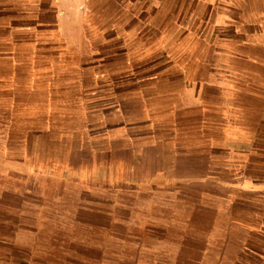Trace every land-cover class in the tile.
<instances>
[{"label":"crops","instance_id":"obj_1","mask_svg":"<svg viewBox=\"0 0 264 264\" xmlns=\"http://www.w3.org/2000/svg\"><path fill=\"white\" fill-rule=\"evenodd\" d=\"M20 34L44 54L74 46L97 86L107 77L123 112L105 139L109 186L121 171L161 210L196 189L213 215L185 224L203 234L194 264H264V0H0L8 58Z\"/></svg>","mask_w":264,"mask_h":264},{"label":"rangeland","instance_id":"obj_2","mask_svg":"<svg viewBox=\"0 0 264 264\" xmlns=\"http://www.w3.org/2000/svg\"><path fill=\"white\" fill-rule=\"evenodd\" d=\"M98 18L93 23L100 31ZM18 40L12 59L5 54L11 45H0V264H194L202 259V230L185 224L213 210L198 200L196 189L182 188L171 208L161 210L153 196L123 183L121 171L113 186L106 182L105 139L122 123L123 112L111 105L107 77L100 75L98 86L90 77L96 60L74 46L44 54L45 47L30 44L25 34ZM38 68H49L50 75H33ZM126 110L134 115L137 109ZM234 255L227 252L228 259Z\"/></svg>","mask_w":264,"mask_h":264}]
</instances>
